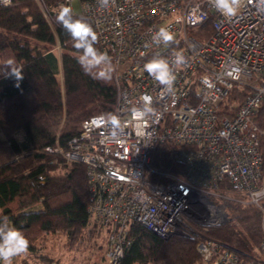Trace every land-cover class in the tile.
<instances>
[{
    "label": "built area",
    "instance_id": "2783aa9c",
    "mask_svg": "<svg viewBox=\"0 0 264 264\" xmlns=\"http://www.w3.org/2000/svg\"><path fill=\"white\" fill-rule=\"evenodd\" d=\"M76 1L97 33V49L111 58L117 95L109 114L119 117L124 134L111 139L107 124L94 123L109 114L93 115L68 149L56 144L44 152L86 166L88 214L108 235V264L122 263L134 241L133 222L163 238L198 239L203 264H264V234L257 257L207 234L230 220L235 196L262 211L264 232V132L256 121L264 98V12L257 11L255 0H243L232 18L209 0H113L107 8L97 0H62L61 5L74 15ZM36 2L52 23L44 0ZM207 26L212 34L202 37ZM161 27L175 37L168 46L152 43ZM177 52L185 62L174 66V90L167 93L143 66L156 55L171 61ZM235 87L251 93L240 106L227 105ZM144 95L151 97L156 115L138 121L131 110L142 105ZM163 141L172 144L182 169L154 182L159 173L153 154Z\"/></svg>",
    "mask_w": 264,
    "mask_h": 264
},
{
    "label": "trees",
    "instance_id": "16d2710c",
    "mask_svg": "<svg viewBox=\"0 0 264 264\" xmlns=\"http://www.w3.org/2000/svg\"><path fill=\"white\" fill-rule=\"evenodd\" d=\"M61 1L44 0L52 23L36 0L0 4V66L6 65L10 55L12 66L23 73L19 87L14 77L0 74V149L14 155L0 165V221L24 234L29 241L26 254L33 255H41L52 236L66 238L67 246L77 250L86 243L91 224L103 230L89 218L86 166L44 152L56 144L68 149L69 142L80 135L83 121L109 114L117 95L113 74L109 80H96L77 62L79 53L70 35L56 21ZM74 17L91 24L82 14ZM203 31L202 37L212 34L210 26ZM60 72L63 91L57 80ZM250 93L249 88L235 87L225 103L240 106ZM256 121L264 132V98ZM262 152L264 158V141ZM152 167L159 173L154 182H159L161 174L181 171L174 162L172 144H157ZM242 199L235 196L230 220L208 229L207 234L238 253L257 257L264 234L262 211L242 204ZM129 234L134 241L121 264H203L196 238L165 239L136 222L130 224ZM106 251L99 264H108ZM19 258H13V263Z\"/></svg>",
    "mask_w": 264,
    "mask_h": 264
},
{
    "label": "clouds",
    "instance_id": "9594fccd",
    "mask_svg": "<svg viewBox=\"0 0 264 264\" xmlns=\"http://www.w3.org/2000/svg\"><path fill=\"white\" fill-rule=\"evenodd\" d=\"M101 7L107 8L113 0H97ZM4 6H8L11 0H0ZM212 7L216 9L223 17H235L240 11L243 0H209ZM256 9L264 12V0H255ZM56 21L70 35L73 41V47L78 51L77 62L84 73L93 77V79L106 81L112 76V62L107 53L99 51L95 45L98 36L92 25L84 19L75 18L71 7L61 5L56 15ZM174 35L164 27L156 31L151 40L154 45L168 46L174 41ZM185 57L182 53H175L171 61L160 55L154 56L144 64V70L147 74L157 81L167 93L174 90L176 75L174 66L182 65ZM13 62L8 61L6 65L0 66V74L5 78L14 77L16 87H19V81L23 79L22 70L13 67ZM142 105L134 107L131 110L132 116L143 121L149 116L156 115L153 109L151 97L144 95L141 97ZM94 123L107 124L110 129V138L116 139L124 134V125L115 114L101 116ZM29 249V241L24 234L10 227L6 220L0 221V264H13V258L26 254Z\"/></svg>",
    "mask_w": 264,
    "mask_h": 264
},
{
    "label": "rangeland",
    "instance_id": "374dc122",
    "mask_svg": "<svg viewBox=\"0 0 264 264\" xmlns=\"http://www.w3.org/2000/svg\"><path fill=\"white\" fill-rule=\"evenodd\" d=\"M73 7L75 14H81L82 7L80 1L74 2ZM55 51L60 57L61 49L57 46ZM5 60L6 62L12 61L10 55H7ZM62 77V73L60 72L57 80L63 91ZM13 157L12 153L0 149V165L11 160ZM88 232V239L81 249L73 250L69 248L66 238L56 235L48 239V247L41 255L23 254L16 264H45L44 260H50L53 264H99L107 248L108 235L94 224L89 226Z\"/></svg>",
    "mask_w": 264,
    "mask_h": 264
},
{
    "label": "water",
    "instance_id": "95a60500",
    "mask_svg": "<svg viewBox=\"0 0 264 264\" xmlns=\"http://www.w3.org/2000/svg\"><path fill=\"white\" fill-rule=\"evenodd\" d=\"M170 237H167V238H165V239H169Z\"/></svg>",
    "mask_w": 264,
    "mask_h": 264
},
{
    "label": "crops",
    "instance_id": "0c3cea01",
    "mask_svg": "<svg viewBox=\"0 0 264 264\" xmlns=\"http://www.w3.org/2000/svg\"><path fill=\"white\" fill-rule=\"evenodd\" d=\"M0 215H1V213H0Z\"/></svg>",
    "mask_w": 264,
    "mask_h": 264
}]
</instances>
